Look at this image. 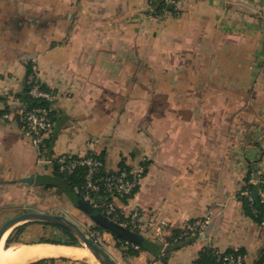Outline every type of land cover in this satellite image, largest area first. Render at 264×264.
I'll return each mask as SVG.
<instances>
[{"label": "crops", "instance_id": "1", "mask_svg": "<svg viewBox=\"0 0 264 264\" xmlns=\"http://www.w3.org/2000/svg\"><path fill=\"white\" fill-rule=\"evenodd\" d=\"M155 1L0 0V95L18 100L0 109L11 115L0 120V228L29 211L93 227L47 160L94 153L109 172L146 165L136 194L116 204L126 216L138 209L149 227L167 223L161 237L138 232L153 252L132 254L103 231L101 248L117 264H196L209 251H242L254 264L264 226L241 197L260 198L264 177V0H182V15L165 21L153 16ZM30 68L55 97L49 156L17 114ZM193 222L204 226L172 249L173 231ZM10 232L7 247L74 248L27 264H98L84 245L58 244L66 233L56 226Z\"/></svg>", "mask_w": 264, "mask_h": 264}, {"label": "built area", "instance_id": "2", "mask_svg": "<svg viewBox=\"0 0 264 264\" xmlns=\"http://www.w3.org/2000/svg\"><path fill=\"white\" fill-rule=\"evenodd\" d=\"M181 1L182 0H157L152 3L151 12L153 16L160 21L177 18L181 14ZM155 7H157L156 10ZM27 83L31 86L29 95L33 99L47 102L45 105L32 107L20 103L19 109H17V114L21 118L23 134L31 139L33 145L41 154L44 141L50 137L54 128V119L51 113L55 97L52 92L41 87L36 73L29 75ZM8 101H15L16 104L18 102L14 95H0V109H3L5 103H8ZM10 116L9 113H0V120L9 119ZM47 161L57 164L61 172H66L68 174H75L82 170L84 173L83 183L73 188L74 193L97 208L101 213L118 225L136 232H140L141 230L149 231L156 238L166 233L167 223L161 222L155 224L153 227H149V225L142 223L140 219L141 213L138 209L129 216H126L116 204L117 201H128L136 194L146 176L147 170L144 165L138 164L109 172L105 169L104 162L96 157L94 153L82 157L61 155ZM257 182L261 188L259 192L260 201L264 205V177L259 178ZM243 196L247 197L249 202L253 204V197L248 190L243 193ZM253 212L257 214V211L254 209ZM261 223L264 226V220H262ZM203 226L202 223H189L184 228L183 235H195L200 232ZM86 234L96 244H102L103 231L97 227H90ZM121 243L125 245V247L139 248L138 245L129 241L123 240ZM213 256V261L196 262V264H247L246 255L240 252L226 253L215 251Z\"/></svg>", "mask_w": 264, "mask_h": 264}, {"label": "water", "instance_id": "3", "mask_svg": "<svg viewBox=\"0 0 264 264\" xmlns=\"http://www.w3.org/2000/svg\"><path fill=\"white\" fill-rule=\"evenodd\" d=\"M27 180L30 182L32 181V179ZM71 200L77 209L82 211L97 226L101 227L105 231H110L111 233L116 234L118 238L129 241L138 246L144 242V237L140 233L118 225L101 213L97 208L78 197L75 193L72 195ZM29 222H42L61 228L68 236L69 234H72L74 237H76L80 241L81 245H84L92 253L99 264H117L98 244L89 238V236L86 234V231L83 230L78 223L61 214L29 211L17 215L9 219L0 228V242L7 232H10L17 226ZM263 262L264 252L254 264H262Z\"/></svg>", "mask_w": 264, "mask_h": 264}, {"label": "trees", "instance_id": "4", "mask_svg": "<svg viewBox=\"0 0 264 264\" xmlns=\"http://www.w3.org/2000/svg\"><path fill=\"white\" fill-rule=\"evenodd\" d=\"M159 1H162V0H159ZM157 3V2H156ZM155 3V4H156ZM160 3V2H159ZM162 3V2H161ZM154 4V5H155ZM158 4V3H157ZM157 7H155V10H156ZM161 9V8H160ZM32 71V68L29 69L28 71V77L30 75V72ZM41 85V84H40ZM30 85H28V83L26 84L25 86V89L24 91L22 92V94H19L18 95V98L23 102L24 105H27L28 107H32V106H37V105H45L47 104L46 101L44 100H36V99H33L30 95H29V90H30ZM41 87L44 89V87L41 85ZM46 90V89H45ZM54 111L52 109V118L54 119ZM52 135V134H51ZM48 137L47 139H45L44 141V144L42 146V153L41 155L43 156H49L51 154V148H52V140L54 139V136L53 137ZM96 157L100 158L103 162L104 160L98 156V155H95ZM54 164V163H53ZM143 165V164H142ZM146 167V165H144ZM55 167H56V173L61 176L62 178H64L68 184L71 186V188L73 189L76 185H81L83 183V171L80 170L79 172L75 173V174H68L66 172H61L59 170V166L57 164H55ZM147 170V168H146ZM251 187V186H250ZM251 190H252V187H251ZM253 191V190H252ZM251 194V193H250ZM241 199L243 200V203H244V206L248 212V214L254 216V214L252 213V210L254 208H257L258 210V214L257 216H255V219L258 221V222H261L262 220H264V205L261 203L260 201V198H257L254 196V202L253 204H251L248 200L247 197L243 196L241 197ZM96 227L98 229H100L101 231H105L104 229H102L101 227L97 226ZM107 232H110V231H107ZM111 233V232H110ZM114 234V233H112ZM116 236V234H114ZM189 236H194V235H188V238H187V235H183V231H179V230H174L173 231V235H172V238H171V242H170V247H172V249H178L180 248L181 246L185 245V244H188L190 242H192L193 238L194 237H189ZM117 237V236H116ZM69 238L70 240L65 242V241H60L58 242V244H65V245H73V246H80L81 243L80 241L74 237L72 234H69ZM12 238H10L8 240V243L11 241ZM120 239V238H119ZM175 239V241H174ZM121 241H123L122 239H120ZM45 242V241H44ZM57 243V242H56ZM101 245V244H100ZM99 245V246H100ZM155 247L154 249L152 248ZM101 247V246H100ZM157 245H152V243L149 241V240H144V242L139 246L138 249L134 250L133 247H131V253L132 254H136L138 253L139 250H147V251H156L157 250ZM6 248H10V247H7ZM237 252H240V253H243L242 251H227L226 253H237ZM214 252H204L199 258H198V261L197 262H210V261H213L214 259V256H213ZM264 263V262H263ZM262 263V264H263ZM32 264H48V261H45V260H42V261H38L36 263H32Z\"/></svg>", "mask_w": 264, "mask_h": 264}, {"label": "bare ground", "instance_id": "5", "mask_svg": "<svg viewBox=\"0 0 264 264\" xmlns=\"http://www.w3.org/2000/svg\"><path fill=\"white\" fill-rule=\"evenodd\" d=\"M8 233L9 232L5 234L2 241L0 242V264H27L30 261H34L46 256H56L68 251H74L73 247L35 244L34 246L30 244L31 246H16L14 248H6V238ZM85 251L88 256L92 254L88 249ZM93 258L96 261L94 256ZM96 263L98 262L96 261Z\"/></svg>", "mask_w": 264, "mask_h": 264}, {"label": "rangeland", "instance_id": "6", "mask_svg": "<svg viewBox=\"0 0 264 264\" xmlns=\"http://www.w3.org/2000/svg\"><path fill=\"white\" fill-rule=\"evenodd\" d=\"M150 9H151V11H152V6L150 7ZM180 12H181V14H180V16L182 15V5L180 4ZM179 16V17H180ZM178 18V17H177ZM171 19V18H170ZM165 21V20H164ZM75 220V219H74ZM76 220L78 221V218H76ZM94 226L93 227H96V224H93ZM90 228V227H89ZM89 228H85V231L87 232V230H89ZM9 233H11V232H9ZM9 233H8V236H9ZM141 234V233H140ZM7 236V237H8ZM15 236H17L16 234H15ZM14 236V237H15ZM58 239H60L61 241H65V242H67V241H69L70 240V238H69V236L67 235V234H65V236H61L60 238H58ZM6 241H7V238H6ZM8 243V242H7ZM101 246V245H100ZM10 248H14V247H10ZM91 254V253H90ZM89 257L91 258V259H93V261H95L94 260V258H93V256H92V254L91 255H89ZM246 261H247V264H248V260H247V258H246ZM96 263V262H95Z\"/></svg>", "mask_w": 264, "mask_h": 264}]
</instances>
